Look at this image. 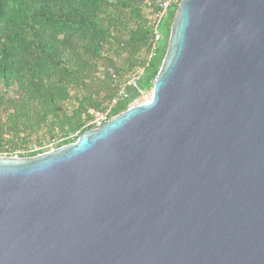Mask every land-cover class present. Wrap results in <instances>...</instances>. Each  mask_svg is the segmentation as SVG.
<instances>
[{
    "label": "water",
    "instance_id": "obj_1",
    "mask_svg": "<svg viewBox=\"0 0 264 264\" xmlns=\"http://www.w3.org/2000/svg\"><path fill=\"white\" fill-rule=\"evenodd\" d=\"M0 264H264V0H181L147 103L1 157Z\"/></svg>",
    "mask_w": 264,
    "mask_h": 264
},
{
    "label": "trees",
    "instance_id": "obj_2",
    "mask_svg": "<svg viewBox=\"0 0 264 264\" xmlns=\"http://www.w3.org/2000/svg\"><path fill=\"white\" fill-rule=\"evenodd\" d=\"M175 10L163 19L158 46L143 0H0V156L31 158L73 144L92 130L88 111L110 109L113 118L140 103ZM134 76L136 91L119 98Z\"/></svg>",
    "mask_w": 264,
    "mask_h": 264
},
{
    "label": "built area",
    "instance_id": "obj_3",
    "mask_svg": "<svg viewBox=\"0 0 264 264\" xmlns=\"http://www.w3.org/2000/svg\"><path fill=\"white\" fill-rule=\"evenodd\" d=\"M181 0H143V6L146 9L147 13L150 14V24L152 27V31H153V41H154V45L158 44L161 36L159 35L158 32V28L159 25L161 23V21L164 19V17L167 15V13L173 9L176 8L177 5L179 4ZM138 81V77L134 76L132 78H130L126 84H125V88L121 89L118 93V97L119 98H125L126 94H127V90H134L136 91V84ZM140 97H143L142 99H145L144 102H140L139 104L136 105H141L144 103H147L150 99V97H148V94L142 93L140 91L137 92ZM116 99H113L110 103V107L116 105ZM134 105V106H136ZM133 107V106H130ZM109 110L106 111H94V110H90L88 111V114L90 116V121H89V126L92 128V130H96L101 128L104 124H106L108 121H110L112 118L109 117ZM39 151L38 148L35 147H31V149L29 150V152H37ZM46 152L44 153H48L53 151V149L51 147H47V149H45ZM4 157V156H0ZM10 158L13 159H18L19 158V153H13Z\"/></svg>",
    "mask_w": 264,
    "mask_h": 264
},
{
    "label": "rangeland",
    "instance_id": "obj_4",
    "mask_svg": "<svg viewBox=\"0 0 264 264\" xmlns=\"http://www.w3.org/2000/svg\"><path fill=\"white\" fill-rule=\"evenodd\" d=\"M163 24H164V20L161 22V25L159 26V28H158V32H159V35H164L165 34V30H164V28H163ZM161 44H163L161 41H159V43H158V46H160ZM148 97H150V93L148 94ZM143 97H140V99H141V102H144V100L145 99H142ZM137 103H139V101H135V102H133L132 104H131V106H134V105H136ZM49 147H51V146H49ZM49 147H48V149H49ZM52 148V147H51ZM11 155L10 154H8V153H6L5 155H4V157H10Z\"/></svg>",
    "mask_w": 264,
    "mask_h": 264
}]
</instances>
